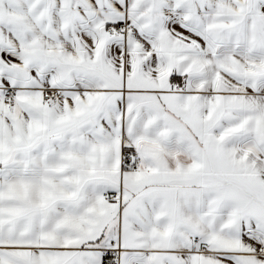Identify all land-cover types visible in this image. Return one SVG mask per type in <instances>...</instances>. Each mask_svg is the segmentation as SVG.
<instances>
[{
	"label": "snow or ice",
	"instance_id": "1",
	"mask_svg": "<svg viewBox=\"0 0 264 264\" xmlns=\"http://www.w3.org/2000/svg\"><path fill=\"white\" fill-rule=\"evenodd\" d=\"M0 264H264V0H0Z\"/></svg>",
	"mask_w": 264,
	"mask_h": 264
}]
</instances>
